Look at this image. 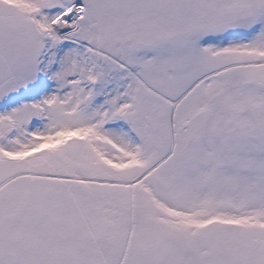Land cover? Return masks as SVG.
Wrapping results in <instances>:
<instances>
[{"label": "snow or ice", "instance_id": "1", "mask_svg": "<svg viewBox=\"0 0 264 264\" xmlns=\"http://www.w3.org/2000/svg\"><path fill=\"white\" fill-rule=\"evenodd\" d=\"M0 264H264V0H0Z\"/></svg>", "mask_w": 264, "mask_h": 264}]
</instances>
